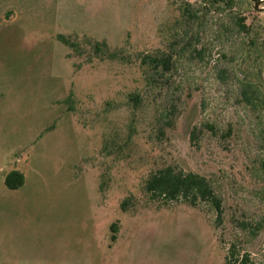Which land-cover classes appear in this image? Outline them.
I'll list each match as a JSON object with an SVG mask.
<instances>
[{"label":"rangeland","instance_id":"rangeland-1","mask_svg":"<svg viewBox=\"0 0 264 264\" xmlns=\"http://www.w3.org/2000/svg\"><path fill=\"white\" fill-rule=\"evenodd\" d=\"M187 2L203 9L0 0V264H226L233 243L264 264V110L240 93L264 99V9L234 0L191 22ZM164 54L170 71L143 61ZM166 165L215 181L221 223L206 204L149 199L142 184Z\"/></svg>","mask_w":264,"mask_h":264},{"label":"trees","instance_id":"trees-1","mask_svg":"<svg viewBox=\"0 0 264 264\" xmlns=\"http://www.w3.org/2000/svg\"><path fill=\"white\" fill-rule=\"evenodd\" d=\"M203 3V9L197 8L193 10L190 7V3H185L181 6V12L183 17L191 20V22L197 21L204 12L208 13L212 9H231L235 6L234 0H201ZM204 10V12H203ZM236 25L240 32H244L251 27L245 23V17L239 16L236 18ZM59 39L65 44L77 47L78 43L71 40V36L59 35ZM94 51L104 52L107 48L105 41H94L92 43ZM174 56L171 54L162 56H144L143 61L149 62V65L153 68H161L163 71H170L173 67ZM242 86L240 93L242 100L247 106H251L254 110H264V99L261 96V91L252 85V83L241 81ZM132 99L136 102L135 106L141 102V96L132 95ZM171 119L166 121V125H171ZM193 129H195L193 127ZM195 137V131H191V139ZM25 175L22 171L13 169L5 177L6 185L15 189L21 187L24 184ZM142 189L149 195V199L161 200L163 203L170 202H183L191 207L198 208L201 204H206L216 214V221L221 223L224 217V205L223 198L220 194V189L216 185L215 181L195 171H184L175 168L172 165H166L161 168L154 169L149 173L147 178L142 184ZM123 209L126 210V204H122ZM118 223L113 222L111 224L112 240L116 239V232ZM254 232L253 230H251ZM249 255L243 254L239 250H236V245L233 243L227 249L226 264H248Z\"/></svg>","mask_w":264,"mask_h":264},{"label":"water","instance_id":"water-1","mask_svg":"<svg viewBox=\"0 0 264 264\" xmlns=\"http://www.w3.org/2000/svg\"><path fill=\"white\" fill-rule=\"evenodd\" d=\"M255 4V9H264V7H259V5L264 1V0H252Z\"/></svg>","mask_w":264,"mask_h":264}]
</instances>
